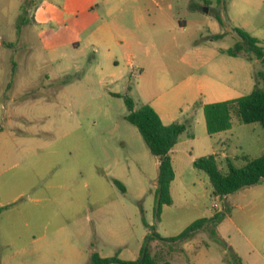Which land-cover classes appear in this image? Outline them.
I'll list each match as a JSON object with an SVG mask.
<instances>
[{"label": "rangeland", "instance_id": "rangeland-1", "mask_svg": "<svg viewBox=\"0 0 264 264\" xmlns=\"http://www.w3.org/2000/svg\"><path fill=\"white\" fill-rule=\"evenodd\" d=\"M207 1L0 0V264H90L93 253L137 260L148 234L178 236L226 207L218 236L229 249L203 230L187 241L153 236L151 254L172 264H264V181L221 200L194 167L215 151L237 167L264 154L259 123L235 116L227 136L211 137L201 108L254 90L261 61L227 51L237 28L264 48V2ZM126 96L188 126L171 154L173 203L160 222L159 160L126 120Z\"/></svg>", "mask_w": 264, "mask_h": 264}, {"label": "trees", "instance_id": "trees-1", "mask_svg": "<svg viewBox=\"0 0 264 264\" xmlns=\"http://www.w3.org/2000/svg\"><path fill=\"white\" fill-rule=\"evenodd\" d=\"M217 18L222 22L220 15H217ZM236 32L240 37V41L227 53L232 57L248 55L249 60H252L254 55L261 61L263 69L257 72L255 76L257 84L250 94L236 99L203 105L207 132L210 136L231 130L235 116L243 124L259 123L264 128V48L260 45V39L252 36L246 30L237 28ZM222 36L218 35L216 38ZM125 103L129 111L126 120L138 128L150 151L159 160L154 218L156 222H160L163 207L173 203L171 186L176 178V172L171 153L179 143L181 136L188 131V126L178 122L170 125L164 124L160 114L154 107L145 104L137 108L134 99L129 96L125 97ZM227 161V172L222 171L214 155L200 158L194 162L196 169L208 175L216 197L223 199L244 188L264 181V154L256 159L249 160L241 167H237L230 159ZM115 183L123 192H126L125 186L120 181L116 180ZM229 214L230 209L226 207L225 211L194 221L180 235L168 239L155 232L153 235L148 234L137 260L124 261L119 256L105 258L99 253H93L90 264H172L170 261L158 262L151 254L150 241L154 239L153 236L169 241H187L203 230L210 232L216 240H219L228 248V245L218 236V227ZM143 223L147 229L155 230V225H151L144 216ZM234 261L238 264L237 259Z\"/></svg>", "mask_w": 264, "mask_h": 264}, {"label": "crops", "instance_id": "crops-1", "mask_svg": "<svg viewBox=\"0 0 264 264\" xmlns=\"http://www.w3.org/2000/svg\"><path fill=\"white\" fill-rule=\"evenodd\" d=\"M135 1H137V0H135ZM259 1H260V2H264V0H259ZM207 3H208V4H211V3H212V0H208ZM168 8H169L170 11L173 10V5H172L171 3H169V2H168ZM91 9L94 10L93 7H92ZM193 9H194V10H199V8H198L197 6H193ZM180 28H181V30H185V29L187 28V22H186V21H180ZM108 29H109L110 31H116V32H120V31H123V30H124L123 27L120 26L119 23L110 24V22H108ZM251 61H252V60H251ZM231 99H236V98H226V97H225V98H218V99H215V100H210V101H208V102L203 103V104L201 105V108L203 109V105L208 104V103L221 102V101H226V100H231ZM149 105H151L152 107L155 108V110L160 114V116H161V118H162V120H163V122H164V117H163V115L161 114V112L158 110V108H157L155 105H153V104H149ZM164 124H166V123L164 122ZM170 124H172V123H169V124H166V125H170ZM230 131H232V129H231V130H228V131H226V132H222V133L216 134V135H214V136H218L219 138H221V136H224V135L227 136V133L230 132ZM214 136H211V137H214ZM181 137H182V136H181ZM226 140L229 141L228 137L226 138ZM221 141H222V144L225 145V141H224V140H221ZM174 150H175V149H174ZM174 150L172 151V153L174 152ZM172 153H171V154H172ZM218 154H220V156L222 155V158H224V156H225V158H226L227 160H228V159H231V155L228 154V153H226V152L219 153V151H215V152H213L212 155L216 156V158H217V160H218V157H217ZM171 156H172V155H171ZM173 165H174V162H173ZM174 168H175V167H174ZM175 172H176V170H175ZM175 181H176V178H175L174 182H175ZM174 182H173V183H174ZM173 183H172V184H173ZM171 187H172V186H171ZM229 197H230V195L227 196V197H225V198H223V199H221L220 197H218V198H220L221 200H227V201H228ZM216 206H217V205H216Z\"/></svg>", "mask_w": 264, "mask_h": 264}]
</instances>
